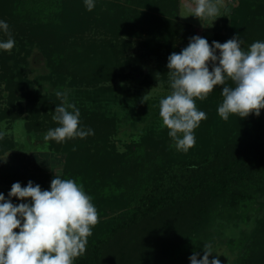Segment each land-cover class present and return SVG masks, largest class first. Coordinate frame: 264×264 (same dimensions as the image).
I'll use <instances>...</instances> for the list:
<instances>
[{
  "label": "trees",
  "instance_id": "trees-1",
  "mask_svg": "<svg viewBox=\"0 0 264 264\" xmlns=\"http://www.w3.org/2000/svg\"><path fill=\"white\" fill-rule=\"evenodd\" d=\"M171 2L94 0L95 7L88 11L85 0H0V21L9 26L8 33L0 29V42H6L9 33L15 41L10 52L0 49V125L6 118L26 113L29 131L58 127L52 117L63 102L56 95L61 92L79 109V128L94 133L60 143L50 140L49 146L66 155L58 178L82 185L99 216L85 253L73 264H168L178 250L192 249L191 242L205 236L216 213L230 219L240 204L258 198L259 206L264 204L262 109L259 116L229 114L227 121L222 119L218 107L223 102V86L235 87L230 79L215 86L205 100L195 101L207 118L194 130L195 146L186 153L176 149L166 127L153 126L124 153L116 149L113 135L120 120L109 104L118 96L115 87L104 82L118 78L112 76L113 70L106 75V66L120 63L121 58L115 60L112 45L93 50V44L82 36L91 28L119 39L137 34L134 29L139 26L141 31L144 26H159L160 13ZM255 20L262 30L251 29ZM217 29L218 34L208 39L210 46L237 36L250 39L251 44L264 42V0H238ZM60 35L66 40L75 38L71 54L57 45ZM35 47L40 49L35 61L40 62L42 56L50 69L46 75L49 91L33 88L28 77ZM249 49L241 45L242 51ZM208 66L211 71L212 63ZM16 147L12 137L0 139V155ZM36 185L50 191L51 183ZM253 237L244 234L236 242L240 248L236 264H264V236L256 242Z\"/></svg>",
  "mask_w": 264,
  "mask_h": 264
},
{
  "label": "clouds",
  "instance_id": "clouds-1",
  "mask_svg": "<svg viewBox=\"0 0 264 264\" xmlns=\"http://www.w3.org/2000/svg\"><path fill=\"white\" fill-rule=\"evenodd\" d=\"M85 5L92 11L94 0H85ZM195 5L193 15L200 19L219 15L212 0H195ZM0 29L8 33L9 26L0 21ZM242 43L237 36L225 43L213 41L210 46L205 38L195 36L180 53L168 57L172 91L159 101V115L178 151L186 153L195 146L194 130L207 118L195 101L205 100L215 86L225 85L226 79L235 87L223 86V102L218 107L222 119L227 121L229 114L241 118L252 113L259 116L264 109V42H254L247 52L241 50ZM14 46L10 33L6 42H0L4 51L10 52ZM209 62L213 65L211 71ZM56 95L63 100L52 117L59 126L47 132L45 141L60 143L94 134L91 129L79 128L80 111L76 105L67 103L64 93ZM3 136L0 133V139ZM9 197L30 198L31 203L17 206L0 194V264H73L85 253L99 216L92 198L77 181L55 176L50 191H42L32 181L26 187L17 182L11 186ZM212 253L211 245L205 244L201 259H197L198 253L189 259L191 264H221L218 258L209 260Z\"/></svg>",
  "mask_w": 264,
  "mask_h": 264
},
{
  "label": "rangeland",
  "instance_id": "rangeland-1",
  "mask_svg": "<svg viewBox=\"0 0 264 264\" xmlns=\"http://www.w3.org/2000/svg\"><path fill=\"white\" fill-rule=\"evenodd\" d=\"M212 2L219 8L217 17L200 19L193 15L195 0H174L160 13L159 26H144L143 31L139 26L134 29L137 34L122 35L119 39H113L101 29L91 28H87L82 36L88 43L93 44V50H105L107 46L112 45L111 51L115 60L121 58L120 63L114 64L113 61L106 66V75L113 70L112 76L118 78L104 82L109 87H115L118 96L115 103L109 104V108L120 120L117 132L113 135L119 153H124L132 142L141 140L147 128L164 127L159 115V101L172 91L167 68L168 57L172 53H180L188 46L192 37L199 36L207 41L213 38L218 34L217 28L222 25L223 16L230 15L233 7L238 5V0ZM251 26L254 31L261 29L258 20ZM222 32L227 33V30ZM238 38L243 42L241 44L243 47L251 46L250 39L245 41L241 36ZM74 39L66 40L60 35L57 45L69 50L68 53L67 50H63L62 53L71 54L75 51ZM79 41L82 39L79 38ZM39 50L35 47L30 56L28 77L33 82V88L49 91L47 89H50L51 84L46 75L50 69L42 56L40 62L35 61ZM4 86L5 84H1V89L6 93ZM2 105L6 106L5 103ZM26 121V113H22L16 119H4L0 125L1 132L12 137L17 144L15 149L0 155V194L4 195L6 201L10 200L17 206L21 203L30 204L31 201L30 198L20 200L9 197L13 183L19 182L22 187H26L29 181H32L33 185L43 181L51 183L55 176H61L66 157L63 153L50 150V140L44 139L49 129L29 131ZM260 121L262 126L260 137L264 141V109ZM258 200L259 198L251 200L247 205L240 204L235 210V217L231 215L230 219L225 218L226 214L216 213L212 224L205 231V236L191 242L194 249L185 247L184 250H178L168 264H191L189 258L192 252L198 253L197 257L201 259L205 244L211 245L213 251L209 260L218 258L221 264H236L240 255V248L236 246V242L241 240L244 234L250 237L254 235L255 242L264 236V204L259 206ZM111 215L112 213L109 216ZM171 215L174 213L171 212ZM260 219L263 221L260 222Z\"/></svg>",
  "mask_w": 264,
  "mask_h": 264
}]
</instances>
